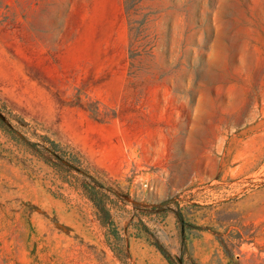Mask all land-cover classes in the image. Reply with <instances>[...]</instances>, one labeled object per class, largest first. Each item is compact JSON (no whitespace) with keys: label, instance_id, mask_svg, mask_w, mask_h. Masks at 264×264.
<instances>
[{"label":"rangeland","instance_id":"374dc122","mask_svg":"<svg viewBox=\"0 0 264 264\" xmlns=\"http://www.w3.org/2000/svg\"><path fill=\"white\" fill-rule=\"evenodd\" d=\"M125 1L0 0V118L119 237L0 130V264H264V0H141L135 43Z\"/></svg>","mask_w":264,"mask_h":264},{"label":"trees","instance_id":"16d2710c","mask_svg":"<svg viewBox=\"0 0 264 264\" xmlns=\"http://www.w3.org/2000/svg\"><path fill=\"white\" fill-rule=\"evenodd\" d=\"M140 2L141 0L125 1V13L131 25L130 32L133 33V43L143 40L142 26L144 22L136 19ZM0 130L17 146L24 148L51 168L60 182L77 190L81 196L87 199L95 208L101 226L107 230L108 238L119 241V237L112 234L113 224L110 209L107 207L108 196L103 192L102 185L94 177H91L88 172L81 169L77 153L67 151L59 143L51 141L46 136L35 135L36 141H32L14 128H10L1 118ZM116 254L118 255V253Z\"/></svg>","mask_w":264,"mask_h":264}]
</instances>
